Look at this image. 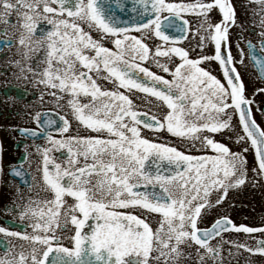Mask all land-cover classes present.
<instances>
[{
	"label": "snow or ice",
	"instance_id": "snow-or-ice-1",
	"mask_svg": "<svg viewBox=\"0 0 264 264\" xmlns=\"http://www.w3.org/2000/svg\"><path fill=\"white\" fill-rule=\"evenodd\" d=\"M249 2L257 5L253 14L264 29V0ZM132 3L136 15L123 21L115 15L124 7L122 0H0V21L8 24L11 14L17 15L24 58L44 52L36 72V82L46 89L40 99L48 95L67 108L59 125L48 113L33 117L46 141L36 146L46 196L29 197L20 209L30 233L0 226L4 237L29 246L25 251L21 245L19 252L10 247L0 264H181L191 259L192 249L199 264L209 257L219 264L221 243L264 256V239L255 248L224 240L225 233L264 235V226L236 225L220 216L201 227L209 209L219 208L230 190L247 182L249 148L244 145L255 150L252 173L264 178V130L253 118V100L246 98L237 67L244 66V53L239 44L240 58L231 52L229 33L238 26L232 0ZM213 13L219 14L218 22ZM191 17L198 21L194 32ZM41 21L50 27L35 39ZM189 36L199 37L200 54L182 46ZM259 36L264 53V31ZM152 37L161 42L155 51L145 42ZM208 45L211 55L205 54ZM247 47L264 79V55L251 41ZM148 62L170 78L144 66ZM134 93L154 98L159 117L136 110ZM54 126L58 138L49 131ZM144 130L154 136L166 132L203 154L157 142ZM225 130L236 136L240 151L213 138ZM20 131L37 136L30 129ZM53 152L62 155L61 162ZM12 174L22 172L13 169ZM217 238L214 247L210 242Z\"/></svg>",
	"mask_w": 264,
	"mask_h": 264
},
{
	"label": "flooded vegetation",
	"instance_id": "flooded-vegetation-1",
	"mask_svg": "<svg viewBox=\"0 0 264 264\" xmlns=\"http://www.w3.org/2000/svg\"><path fill=\"white\" fill-rule=\"evenodd\" d=\"M124 2L125 6L128 2ZM232 3L235 8L238 26L232 28L229 33L231 52L236 59H239V50L236 45L239 44L240 49L243 50L244 66L237 65V67L241 71L245 84L246 98L253 100L251 105L253 118L260 129L264 130V93L257 92L258 89L264 88V79L259 78L249 59V49L247 47L248 42L251 41L255 45L257 53L264 55L260 52L259 46V33L264 29L259 26V15L253 14V10L257 8V5L250 3L249 0H232ZM121 12L124 13V10ZM211 19L213 22H218L220 16L218 13H213ZM191 20L194 32L198 21L195 17H191ZM49 27L41 21L38 24L35 39L40 38L41 30L46 32ZM19 32V22L15 12L11 14L10 23L5 24L0 21V226L8 228L10 231L21 233L27 231L30 233L31 228L28 227L30 222L27 219L21 221L20 209L29 197L43 199L46 196L43 191L42 173L39 171L41 156L37 153L36 147L37 145L45 146L46 141L33 117L38 112L48 113L50 118L55 119L57 125H59V115H64L67 108L58 107L52 97L48 95H44L43 101L40 99L41 94L45 93L46 89L36 82L39 79L36 72L38 65L43 60L44 52L41 49L38 52L30 53L29 57L25 59L23 56L24 50L17 43ZM132 34L138 37L142 35L141 33ZM93 35L95 36V33ZM198 39L199 37L189 36L182 46L186 49H194L198 55L200 54V49L196 44ZM5 40L10 41V44H4L3 41ZM145 42L153 51H155V44L161 43L155 37L146 39ZM106 46L112 47L110 43H106ZM205 54H213L212 45L207 46ZM193 58L195 57L193 56ZM159 59L162 63L166 62V58ZM17 61L20 62L19 65H17ZM144 66L149 67L156 74L170 78L168 74L160 72L154 62L145 63ZM211 67L214 74L221 78L219 77L218 64L213 62ZM103 83L105 86L111 87V85H107V82ZM131 98L136 105V110L149 112V114L155 113L158 117L161 114L159 105L154 98L146 97L142 93H134ZM149 100L151 103H148ZM42 120L43 117L41 118V126ZM20 129L36 131L37 136L23 134ZM49 131L57 136L55 126L50 128ZM79 131L84 133L82 128ZM76 132L77 128L73 124L72 134L75 135ZM143 134L146 137L156 139L157 142L176 145L188 154H203L193 152L190 148L185 147L183 141L169 136L166 132L154 136L152 132L144 130ZM213 138L225 143L232 151L241 150V145L236 142V136L228 130H225L224 135L215 134ZM244 146L249 148L246 153L249 168L247 182L237 189L230 190L226 201L219 208H211L207 211L205 222L201 224L202 228L210 226L220 216H227L236 225L264 226V178L254 176L252 173L251 169L257 166L255 152L250 145ZM199 147V144H197V148ZM209 154H211L210 151ZM51 155L57 157L58 162L63 159L60 153L53 152ZM13 169H20L22 175H13ZM69 202H71L70 198ZM69 228L71 229V226ZM63 235L69 236L71 231ZM261 239H264V235L260 233L252 235L243 233L224 234L225 241L247 243L251 248H255L256 241ZM218 241L219 238L210 243L215 247ZM21 245L24 246L25 251L28 250L29 246L25 242L17 238L4 237L3 234H0V258H3L6 251L12 246H15V251L19 252ZM220 248L219 264H264V256L253 255L243 248L234 247L231 243H221ZM191 251V259H182L181 264H199V257L195 254V249ZM204 264H215V262L209 257L204 261Z\"/></svg>",
	"mask_w": 264,
	"mask_h": 264
},
{
	"label": "water",
	"instance_id": "water-1",
	"mask_svg": "<svg viewBox=\"0 0 264 264\" xmlns=\"http://www.w3.org/2000/svg\"><path fill=\"white\" fill-rule=\"evenodd\" d=\"M125 1V2H124ZM122 2L126 3L125 6H124V13L121 12V9H116L115 10V14H117L116 16L120 19V20H123V21H130L135 15L136 13L132 11V8H133V3H132V0H122ZM122 9V11H123Z\"/></svg>",
	"mask_w": 264,
	"mask_h": 264
}]
</instances>
